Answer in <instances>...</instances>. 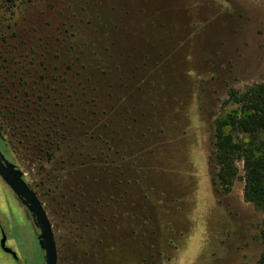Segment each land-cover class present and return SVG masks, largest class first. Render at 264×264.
<instances>
[{
  "label": "rangeland",
  "instance_id": "obj_1",
  "mask_svg": "<svg viewBox=\"0 0 264 264\" xmlns=\"http://www.w3.org/2000/svg\"><path fill=\"white\" fill-rule=\"evenodd\" d=\"M260 83L264 0H0V153L57 264H256L264 214L213 143ZM39 235L0 179V264H45Z\"/></svg>",
  "mask_w": 264,
  "mask_h": 264
},
{
  "label": "trees",
  "instance_id": "obj_2",
  "mask_svg": "<svg viewBox=\"0 0 264 264\" xmlns=\"http://www.w3.org/2000/svg\"><path fill=\"white\" fill-rule=\"evenodd\" d=\"M226 102L234 110L214 123L213 182L223 194H230L241 165L243 199L264 214V83L244 91L231 90ZM259 241L262 251L256 264H264V223Z\"/></svg>",
  "mask_w": 264,
  "mask_h": 264
},
{
  "label": "water",
  "instance_id": "obj_3",
  "mask_svg": "<svg viewBox=\"0 0 264 264\" xmlns=\"http://www.w3.org/2000/svg\"><path fill=\"white\" fill-rule=\"evenodd\" d=\"M0 178L33 216V224L39 231V239L45 254V264H57L54 235L48 217L35 192L21 179V175L0 153ZM3 238L1 245L5 244ZM7 254L9 250L3 249Z\"/></svg>",
  "mask_w": 264,
  "mask_h": 264
},
{
  "label": "flooded vegetation",
  "instance_id": "obj_4",
  "mask_svg": "<svg viewBox=\"0 0 264 264\" xmlns=\"http://www.w3.org/2000/svg\"><path fill=\"white\" fill-rule=\"evenodd\" d=\"M1 179V178H0ZM2 180V179H1ZM7 186V185H6ZM8 187V186H7ZM3 240V239H2ZM2 240H1V242H2ZM0 246H2V249H6L5 248V244L4 245H1V243H0ZM8 255H11L14 259H16V257L10 252Z\"/></svg>",
  "mask_w": 264,
  "mask_h": 264
}]
</instances>
